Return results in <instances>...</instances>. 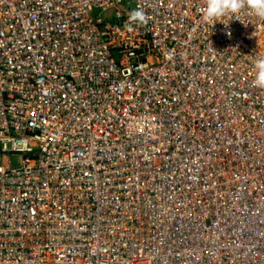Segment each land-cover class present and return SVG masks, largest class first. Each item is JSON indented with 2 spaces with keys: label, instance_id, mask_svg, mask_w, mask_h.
<instances>
[{
  "label": "built area",
  "instance_id": "1",
  "mask_svg": "<svg viewBox=\"0 0 264 264\" xmlns=\"http://www.w3.org/2000/svg\"><path fill=\"white\" fill-rule=\"evenodd\" d=\"M204 4L0 0V264H264V19Z\"/></svg>",
  "mask_w": 264,
  "mask_h": 264
},
{
  "label": "clouds",
  "instance_id": "2",
  "mask_svg": "<svg viewBox=\"0 0 264 264\" xmlns=\"http://www.w3.org/2000/svg\"><path fill=\"white\" fill-rule=\"evenodd\" d=\"M248 10L249 14L264 19V0H205L202 8L203 18L210 22V27L217 21L223 22V17L233 15L239 19L241 10ZM134 19L144 21V13L141 10L132 13ZM255 69L254 83L264 87V54H258L253 62Z\"/></svg>",
  "mask_w": 264,
  "mask_h": 264
}]
</instances>
